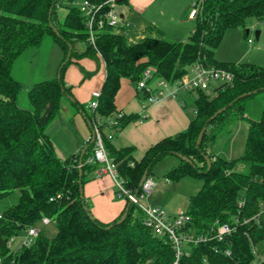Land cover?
Masks as SVG:
<instances>
[{"label": "trees", "instance_id": "obj_1", "mask_svg": "<svg viewBox=\"0 0 264 264\" xmlns=\"http://www.w3.org/2000/svg\"><path fill=\"white\" fill-rule=\"evenodd\" d=\"M56 2L0 0V200L17 192V200L0 212V264H173L175 253L168 238L145 225L140 209L125 195L121 213L127 209L122 221L117 222L121 213L107 222L89 213L81 189L86 174L97 165L86 161L94 147L90 136L83 152L84 146L60 158L45 128L69 95L73 98L69 101L89 125L92 116L100 118L101 126L113 117L114 123L107 130L114 135L132 118L126 114L116 116L114 98L121 77L136 82L146 67H152L154 77L174 82L199 59L230 70L233 80L217 84L212 94L204 89L187 90V105L192 111L185 130L161 138L139 159L132 154L133 146L117 148L105 135L104 146L122 185L134 194L140 191L144 170L152 176V166L161 157L185 156L189 160L180 159L164 174L172 180L191 175L202 181L187 200V230L210 235L220 224L236 226L220 240L186 243L177 264H252L256 259L253 246L264 241V100L257 119L246 115L245 102L256 92L264 93V65L221 62L213 54L225 29L243 26L248 17L264 20V0H201L185 41L169 40L152 26H146L141 36L130 34L124 21L117 30L95 27V46L87 39L85 16L79 8L61 0L60 6L64 5L66 12L60 18ZM45 34L60 45L64 56L56 77L34 82L26 93L30 105L20 106L17 99L22 86L11 75L13 61L27 47L38 46ZM77 40L85 42L83 52L74 49ZM84 54L100 57L105 67L98 104L90 112L73 97L63 80V70L71 57ZM248 91L251 93L238 97ZM239 118L248 121L242 153L229 159L209 152L208 146L221 130L229 131L228 127L224 129L227 121ZM237 163L243 164L246 171L236 170ZM256 213L257 219L252 218ZM43 216L55 223L54 236L47 237L39 230L28 245L14 250L7 246L11 236ZM226 248L229 254L224 252Z\"/></svg>", "mask_w": 264, "mask_h": 264}, {"label": "crops", "instance_id": "obj_2", "mask_svg": "<svg viewBox=\"0 0 264 264\" xmlns=\"http://www.w3.org/2000/svg\"><path fill=\"white\" fill-rule=\"evenodd\" d=\"M193 1L195 0H126L123 3L126 11L123 12L126 30L130 34L138 35L143 33L146 26H152L167 39L180 40L192 29L193 18L189 17L188 13ZM65 12L66 9L64 14ZM90 58L101 59L96 55H74L63 70V80L70 86L71 94L84 105L86 111L90 109L88 112L91 111L88 104L92 91L100 89L105 77L103 60L101 59L103 64L101 71L98 68L94 69ZM188 96L179 95L176 91L174 96H162L143 108L145 98L136 88L135 81L121 77L114 98L115 109L123 114L132 115V118L113 135L112 144L117 148L133 146L132 154L134 158L139 159L149 146L161 138L185 130L189 124L190 113V106L187 105ZM45 132L52 141L57 156L64 158L85 145L91 130L83 113L65 97L57 114L47 124ZM174 164L170 163V168L176 166ZM99 166L97 164L86 174L87 179L83 182L82 193L89 203L91 216L107 222L121 213L125 199L117 194L109 174L98 172ZM152 194L153 192H150L147 198L149 203L156 205L163 202ZM169 208L179 210L181 206Z\"/></svg>", "mask_w": 264, "mask_h": 264}, {"label": "rangeland", "instance_id": "obj_3", "mask_svg": "<svg viewBox=\"0 0 264 264\" xmlns=\"http://www.w3.org/2000/svg\"><path fill=\"white\" fill-rule=\"evenodd\" d=\"M124 9L125 4L122 5V10L126 12ZM64 11L65 6H59L57 9L58 16H63ZM238 29V27H228L225 29L218 46L214 50L213 57L221 62L237 63L247 61L264 65V20L258 22L255 18L248 17L244 25L241 26L239 30ZM246 29L248 30L247 32L245 31ZM256 30L260 32L258 38H255ZM187 38L188 34L180 40L185 41ZM247 38H250V41H247ZM73 47L77 51H84L86 44L82 40H77L74 42ZM63 56V49L57 42L52 40L49 34L43 36L38 46L27 47L19 54L13 61L11 75L15 80L19 81L22 86L17 99L20 106L28 107L30 105L26 93L27 89L32 85L31 83L56 77ZM90 59L94 64V69L98 68L101 71L103 70L101 59ZM212 83L214 85L216 84L214 82ZM212 90L213 87L209 88L207 91L212 94ZM177 92L182 96L187 94V91L181 89ZM263 100L264 93L262 91L256 92L246 99V115L250 119H257L260 116ZM191 111L192 107H190V112ZM247 125L248 121L246 118L230 119L224 126V129L228 127L229 131L223 132L221 130L216 140L208 146L207 150L227 158L239 156L244 148ZM180 159L181 158L175 154H166L157 160L151 169L152 177L156 184L151 189V192H153L152 196L163 201L156 205L163 208L168 214L185 211L188 197L196 193L202 184L199 178L191 175L183 176L178 180L167 179L165 177L164 173L170 168V163H175L174 165H177ZM234 168L239 171H246V167L241 163H237ZM115 189L117 190L116 186ZM16 200V191L1 199L0 212ZM144 201L149 203L147 199ZM177 206H181V208L179 210L169 208ZM136 213H138V210ZM34 226L47 237L54 236L57 231L53 221L48 224H43L41 221H38ZM23 233L24 231L21 230L19 234L14 237L11 247L13 250L20 244ZM256 248L262 251L259 253L262 254L264 251V241L260 242Z\"/></svg>", "mask_w": 264, "mask_h": 264}, {"label": "built area", "instance_id": "obj_4", "mask_svg": "<svg viewBox=\"0 0 264 264\" xmlns=\"http://www.w3.org/2000/svg\"><path fill=\"white\" fill-rule=\"evenodd\" d=\"M60 1L57 0L56 6H60ZM70 4L76 5L80 12L85 16V26L87 28V39L89 43L95 46L94 32L95 27L110 26L118 28L124 24L123 20V3L120 0H68ZM201 0H195L192 2L188 16L194 18L200 10ZM117 30V29H116ZM250 41V38H247ZM233 80V73L222 67H218L212 64L197 60L193 62L188 71L185 72L178 80L170 82L164 78L154 77L153 68L146 67L135 82L136 88L139 89L145 98L142 107L145 108L148 103L154 102L162 96L170 95L174 96L176 91L190 90V89H204L208 90L216 86L219 83H231ZM216 83L215 85L212 83ZM214 85V86H213ZM100 91H92V97L89 101V107L94 109L98 104V97ZM194 111V109H193ZM123 113L118 110L116 116H121ZM114 123V118L109 117L106 124L101 126V120L98 116H92L90 122V129L94 135V147L93 152L86 158L87 162L97 163L99 166L98 172H104L109 174L116 186L117 194L119 196L125 195L140 209L143 221L145 225L150 227L153 232L160 236H166L170 241L172 248L175 253V259L173 264H177L178 258L184 252V246L186 243H197L199 241H205L210 238H216L220 240L230 234L234 229L235 225H229L227 223L220 224L210 235L207 234H195L194 232L187 230V223L190 221V216L185 211H180L174 214H168L163 208L158 205H153L145 202L150 195L151 189L154 186L153 177L146 175L141 182L140 191L138 194H134L126 189L120 178L117 175V170L112 159L108 155V152L104 146V136L108 139L113 138V133L107 130L111 124ZM103 131L105 133L103 134ZM241 202H239L240 204ZM264 210V207L262 208ZM258 213L252 218L257 219ZM43 224H48L52 220L48 216H43L40 220ZM248 221L244 219L243 222ZM238 222V220H236ZM39 229L34 225L27 227L22 234L20 244L28 245L32 239L37 235ZM14 236H11L6 244L8 247H12ZM257 246V245H256ZM256 246H253V251L256 254V259L252 264H264V251L257 250ZM224 252L229 254V249H225ZM1 261V258H0Z\"/></svg>", "mask_w": 264, "mask_h": 264}, {"label": "water", "instance_id": "obj_5", "mask_svg": "<svg viewBox=\"0 0 264 264\" xmlns=\"http://www.w3.org/2000/svg\"><path fill=\"white\" fill-rule=\"evenodd\" d=\"M49 17V16H48ZM49 24L51 25V27H52V29L56 32V28H55V26H53L50 22H49ZM248 30L246 29V32H247ZM258 33H259V31L258 30H256L255 31V38H258ZM68 54H69V52H68ZM67 54V55H68ZM251 92L250 91H248V92H243V93H241L238 97H242V96H245V95H248V94H250ZM66 98H68L69 100H72L73 98L71 97V96H69V95H66ZM225 107L223 106V107H221V108H218L211 116H210V118H212V117H214L218 112H220L222 109H224ZM205 131V125L204 126H202L201 127V129L199 130V133H198V135H197V138H196V141H195V144H196V146L198 145V143L201 141V138H202V135H203V132ZM93 140H94V135H93V133L91 132L90 133V141L91 142H93ZM85 147L86 146H84V148L82 149V152L84 151V149H85ZM177 156H179L181 159H185V160H189L188 158H186L185 156H182V155H180V154H177ZM204 158L206 159V161H207V164H208V166H209V159H208V157H207V155H205L204 154ZM80 169H79V174H80ZM147 175V169H145L144 170V172H143V174H142V176H141V178H140V182H139V184L141 185V182H142V180L144 179V177ZM82 190V189H81ZM127 209V208H126ZM126 209L121 213V215L119 216V218H118V220H117V222H120V221H122L123 219H124V217H125V215H126Z\"/></svg>", "mask_w": 264, "mask_h": 264}]
</instances>
